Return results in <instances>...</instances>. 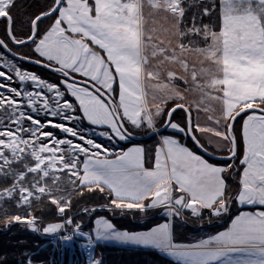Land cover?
I'll use <instances>...</instances> for the list:
<instances>
[{"label": "snow or ice", "instance_id": "1", "mask_svg": "<svg viewBox=\"0 0 264 264\" xmlns=\"http://www.w3.org/2000/svg\"><path fill=\"white\" fill-rule=\"evenodd\" d=\"M14 3L0 0L8 40L33 46L43 58L33 62L64 79L48 83L12 64L21 83L31 81L42 91L0 83V179L7 183L0 187V211L7 215L4 205L12 202L26 212L10 216L8 223L57 233L64 224L49 223L41 229L30 210L47 200L63 215L71 207L73 192L83 195L84 190H107L112 199L104 207L109 210L163 208L169 216H179L184 209L193 215L211 209L220 216L235 200L259 210L241 212L226 231L195 245L174 244L169 223L147 233H129L116 230L106 219L96 221L95 239L151 246L182 264H264V0H52L30 19L24 38L15 34L10 14ZM193 7L196 11L189 17ZM206 17L210 23L203 22ZM46 20L50 23L42 31ZM0 48L11 51L5 39H0ZM0 78L13 79L3 71ZM177 80L199 98L185 103ZM114 85L119 88L118 102L112 95ZM44 89L54 95L47 96ZM157 92L162 93L159 98ZM169 99L174 103L165 111L162 105ZM209 102H214L211 108L206 106ZM193 108L216 113L208 119L222 129L193 123ZM177 109L186 113L184 126L173 120ZM41 113L107 126L110 131L99 135L110 141L130 139L129 126L155 131L157 120L164 117L166 127L190 136L205 152L208 148L195 133L211 132L233 161L238 155L233 126L240 118L243 154L238 188L229 195L224 173L231 164L215 166L171 136L162 138L154 167L146 168L144 148L112 152L75 127L42 122L37 118ZM49 126L64 138L47 131ZM75 231L88 235L79 231V225ZM62 240L70 242L73 236ZM92 243L89 236L88 246Z\"/></svg>", "mask_w": 264, "mask_h": 264}, {"label": "trees", "instance_id": "2", "mask_svg": "<svg viewBox=\"0 0 264 264\" xmlns=\"http://www.w3.org/2000/svg\"><path fill=\"white\" fill-rule=\"evenodd\" d=\"M50 3L51 0H15L10 14L13 16L14 30L18 38H24L29 34L26 23H23V18H28L29 21L34 15L46 10ZM195 11L196 8L193 7L188 13L189 17L192 12ZM24 12H29L31 14L24 16ZM214 21L215 16L212 17L211 22ZM46 22L48 21L46 20L44 23ZM203 22L210 23V20L206 17ZM49 23L46 25H49ZM26 31L27 33H25ZM24 33L27 35H24ZM5 36L6 40H8L6 30ZM16 47L17 46H14V48ZM23 48H26L25 45ZM16 49H22V47H17ZM11 52L18 56L29 57L32 60L39 59L34 50L32 52L28 51L29 53L27 54L16 53L12 49ZM21 65L34 69L33 66L26 65L24 63ZM40 71L59 76L43 69H40ZM115 88L117 90L116 85ZM172 106L173 104H169L166 111ZM178 118L180 119L182 126H184L186 122V114L181 110L176 111L173 114V120L176 122ZM164 119L166 118L163 117V120ZM81 122L84 123V126L88 130L100 132L107 131L105 129L92 128L88 126L84 120H81ZM163 125L164 124L162 123L158 129H160ZM129 131L132 135L136 136H145L152 132L147 130L143 134H138L130 129ZM233 134L237 137L235 125L233 127ZM161 135H170L177 137L180 140L185 138L182 135L170 133L167 130L162 132ZM184 140L195 153L199 154L193 143L189 141L187 137ZM98 143L115 153L124 151L130 145L141 144L145 148V158L147 162H150L152 151L157 144L155 136H152L148 140L142 142L128 140L125 143H121L113 139L111 141L108 140ZM237 145L238 155L234 161L220 162L206 158V160L217 165L226 167L230 164L232 165V167L224 173V177L228 185L229 195H234L238 188L241 170L239 167L240 145L238 140ZM82 159L83 157H81V160ZM5 186H7V183L0 179V187ZM111 199L112 196H110L107 191L101 193L98 190L91 192L84 190L83 195H77L73 192L71 196V207L69 210H66L63 215L59 214L56 206L52 205L50 201L47 200L35 203L34 207L30 211L34 216L38 217V225L40 228H43L49 223L64 222L69 217L81 213L83 214L82 217H85L87 221V225L81 229V232L84 233H88V230L92 227V221L99 217L106 218V220L112 223L117 230L129 233L148 231L163 222L169 221L163 216L162 208L148 209L146 211H139L135 209L109 210L108 208H105L104 205L109 204ZM85 208L90 211L88 213H83ZM4 209L6 210L7 215H5L4 211H0V264H92L93 260L101 261L102 264H175L155 251L103 246L97 244L96 242L92 243L93 253L91 258L87 259L80 248L81 243L88 242L87 238L83 240L81 237L76 236L73 237V240L70 242L64 241L49 243L47 239L43 240L32 232H27L26 230L21 229V225H23V223H8V218L10 216H25L26 212L24 208H17L14 203L9 202L4 205ZM91 209H95V211H91ZM236 211L235 200L229 204V210L225 214L215 217H206V211H203L198 217L193 218L189 213L183 210L181 215L173 216L171 219L172 242L176 245H191L198 242L202 238L219 232L227 227L230 219ZM85 214H87V216ZM187 216L193 218L192 222L185 220ZM200 231H203V236L200 234Z\"/></svg>", "mask_w": 264, "mask_h": 264}, {"label": "crops", "instance_id": "3", "mask_svg": "<svg viewBox=\"0 0 264 264\" xmlns=\"http://www.w3.org/2000/svg\"><path fill=\"white\" fill-rule=\"evenodd\" d=\"M37 55H38V54H37ZM38 57H39V56H38ZM39 58H40V57H39ZM40 59H41V58H40ZM42 59H43V58H42ZM190 59H195V58H194V57H190ZM175 86H176L181 92H183V93L185 94V96H186V98H187L186 101H185V103H191L194 99H198V98H199L198 94L193 93V92H191L190 90H188L189 86H188L187 84H184L182 81H180V80L175 81ZM114 87H115V85H114ZM116 87H117L116 93L114 92L112 95H113L115 101L118 102V99H119V97H118L119 88H118V85H116ZM156 95H157V97L159 98V97L162 95V93L157 92ZM69 97L74 101V99H75L74 97H71L70 95H69ZM149 99H151V97H149ZM173 103H174V102H173L171 99H169V100H168V103H167L166 105H162V107H164V108H165V111H166L167 106H168L169 104H173ZM213 105H214V102H209V104L206 105V106H208L209 108H211ZM80 114L82 115V113H80ZM215 115H216V113L212 112L211 110L208 111V112H205V111H203V110H199V111H197L195 108H193V110H192V120H193V123H199L201 126H205V127H208V128L220 127V128L222 129V127H223L222 125L217 126V125L214 124L213 120H209V119H208L209 116H213V117H215ZM162 120H163V117L157 120V129H158V127L162 124V122H161ZM84 121H85V123H86L88 126H90V127H92V128H95V129H105V130H107V131H110V130L107 128V126H103V125H92V124H90L86 119H85ZM234 125H235V130H236V132H237V140H238L239 145H240V157H241L242 154H243V141H242V139H241V133H242V128H241V126H242V119L238 118ZM233 127H234V126H233ZM144 128H147V129H149V130H152V129L148 128L147 126H144V127H141V128H132L131 126H129V129H130V130H134V131H136V132H138V131H140V130H142V129H144ZM152 131H154V130H152ZM167 131L170 132V133H176V134H179V135H182V136H185V135H186V134L184 135V134H182V133H177L175 130H173V129L170 128V127H168ZM161 134H162V133H161ZM161 134H159V135H155V139H156L157 144H156L154 150L152 151V155H151L150 162H147V160H146V158H145V167H146V168H152V167H154L155 149L160 145V143H161L163 137L170 136V135H161ZM195 135H197V137L200 139L201 143H203V144L208 148V152H209L210 154H213V155H216V156H221V157L228 156V153H227V151L225 150L224 144H223V143H217L218 138L214 137V136L212 135L211 132H208V133H200V132H196ZM171 137L174 138V139L179 140L181 144H183L184 146H187L190 150H192V149H191V148L185 143V140H184L185 138L182 139V140H180V139H178L177 137H173V136H171ZM186 137H187V135H186ZM114 140H116V141H118V142H121V143H125V142L128 141V140H123V141H121V140H119L118 138H115ZM188 140H189V139H188ZM210 140L212 141V143H209ZM189 141H190V140H189ZM131 147H142V148H144V146L141 145V144H135V145H130V146L127 147L124 151H126L128 148H131ZM195 148H196V147H195ZM144 150H145V148H144ZM192 151H193V150H192ZM193 152H194V151H193ZM196 154H198V153H196ZM198 155H201V154L199 153ZM201 156H202V155H201ZM202 157H203L204 159H206V157H204V156H202ZM207 159H208V158H207ZM82 160H83V159H82ZM231 161H232V160H231ZM220 162H230V161H220ZM147 163H148V164H147ZM209 163H211V162L209 161ZM212 164L215 165V166H218V167H226V166L217 165V164H214V163H212ZM80 167H81V168L83 167L82 164H81ZM228 169H229V168H228ZM240 173H241V170H240ZM239 178H240V176H239ZM106 191H107V190H106ZM145 203H147V201H145ZM235 206H236L237 211H236V213L232 216V218L230 219V221H229V223H228V225H227V227H226L225 229H223V230H221V231H219V232H216V233H214V234H212V235H209L208 237L202 238V239H200L198 242L193 243V244H191V245L198 244L201 240H206V239H208L210 236H214V235H217V234L220 233V232L226 231L228 228L231 227V222H232V220L235 219V217H236L237 215H239L241 212H248V211H257V210H259V206H251V205H244V206H241V205H239L237 202H235ZM156 209H159V208H156ZM162 209H163V208H162ZM206 210H208V209H201V210H200V214H201L203 211H206ZM184 211H186L187 213H189V214L192 215L193 217H196V216H199V215H200V214H199V215H193L190 209H184ZM162 214H163V216H164L165 218H167L169 221H168V222H163V223H161V224H165V223H169V224H170V220L172 219V217H173V216H176V215L169 216L168 214H166V210H165V209H163V213H162ZM223 214H225V213H222L221 215H223ZM97 220H101V219L99 218V219H97ZM97 220H96V221H97ZM96 221L94 222V225H93V233H92L94 240H96V239H95V236H96V230H97V227H98L97 224H96ZM161 224H159V225H161ZM159 225H157V226H155V227L149 229L148 231H144V232H134V233H147V232H150L152 229L157 228ZM114 228H115V227H114ZM115 229H116V228H115ZM116 230H117V229H116ZM118 231H120V230H118ZM122 232H125V231H122ZM80 237H81L83 240L86 239V238H83L82 236H80ZM87 240H88V239H87ZM87 240H86V241H87ZM98 242H100V243H102V244H105V245H107V246H114V247H119V248H129V249H141V250H151V251H155V252L159 253L161 256L165 257L166 259H168V260L174 262L175 264H182L181 261H179V260H177L175 257L169 255L168 252H166V251H162V250H159V249H155V248H153V247H151V246L126 244V243H121V242H119V241H115V240H96V243H98ZM85 243H88V242H85ZM85 243H81V244H80L81 251H82V245L85 244ZM91 246H92V245H91ZM182 246H190V245H182ZM82 253H84V252L82 251ZM92 253H93V247H92V250H91L90 253H88V254H85V253H84V255L87 257V259H90L91 256H92Z\"/></svg>", "mask_w": 264, "mask_h": 264}, {"label": "rangeland", "instance_id": "4", "mask_svg": "<svg viewBox=\"0 0 264 264\" xmlns=\"http://www.w3.org/2000/svg\"><path fill=\"white\" fill-rule=\"evenodd\" d=\"M51 2H52V0H51ZM29 14H31V13L24 12V16L25 15H29ZM24 22L26 23V25L28 27V29H27V31H28L29 28H30V20L28 21V18H23V23ZM49 22L50 21L41 24L40 28H41L42 31H43V29H46L48 27V25H46V24H48ZM5 30H6V21L3 19V20L0 21V38L6 40ZM27 31L25 33H27ZM25 33H24V35H27ZM6 42L9 44V47H11V49L14 50L16 53H20V54L24 53V54H27V53H29L28 51L32 52L34 50V47L31 46L30 44L29 45H25L26 48H23V46H17V47H22V49H16L17 47L14 48L15 45H13L11 43V41L6 40ZM8 62H11V63L9 64ZM12 64L16 65V67L20 68V70L23 71V72H28V73H34V74H36L40 79H42V80H44V81H46L48 83L60 84V82L63 80L59 76L51 75V74H48V73H45V72L40 71V68L38 69V68L34 67V69H30L28 67H25V66L21 65L22 63H20V62H18L16 60L11 59L4 52H2V50L0 48V71L5 72L6 74H10L13 77V79H12L11 82H9L6 78H0V83H5V84H9L10 83L12 87H17L21 91L37 92V91H42V90L40 88L34 87L33 86V83L31 81H28V82H25V83H21L19 81L18 77L15 76V73H14V71L11 68V65ZM61 87H62V90H63V86H61ZM43 91L49 97H52L54 95L53 93H47V90L46 89H44ZM68 99L70 101H72V99L69 96H68ZM50 103H51V100H50ZM32 115L33 116H36L35 113H32ZM37 118H39L42 122H46L47 120H52L55 123H65L68 126L75 127L76 130L80 134L84 135L86 138L93 139L97 143L98 142H103V141H108L107 137H103V136L99 135L100 131H91V130H88L84 126V123L81 122V120L80 121L67 122V121L61 120L59 116H57V117H51L50 115L45 116L43 113H41ZM176 122L177 123H180V119L178 118V120ZM46 130L56 133V135L59 138H64V135L65 134L64 133H61L58 129H55V128L49 126ZM147 130H149V129L144 128V129H142V131L140 130L141 132L140 131L136 132L134 130H132V131H134L135 133H138V134H143ZM149 131H152V130H149ZM184 137L186 138V135ZM68 138L74 139L75 142H80L77 139L72 138L70 136ZM88 212L83 211V213H88ZM85 215L87 216V214H85ZM82 216H83V214L80 213V214H76V215H73V216L69 217V218L72 219V223L71 224L66 223L67 220L64 221V222H60V223H62V224L65 225L64 228L61 229L62 230L61 232H64V234L72 233V232H74L76 230V226L77 225H79V231L81 232V229L84 228V226L87 225L86 218L85 217H82ZM78 217H79V219H78ZM191 217H193V216L191 215ZM191 217L190 216H187L185 220L192 222L193 218H196L198 216L193 217V218H191ZM99 218L100 219H106V218H103V217H99ZM99 218H95L92 221V227L88 230V233H87L88 235L87 236H82L83 238H87L88 239V237L90 236L93 239V242H96V240H94V238H93L92 233H93V225H94V222L97 219H99ZM170 222H171V220H170ZM170 225H171V223H170ZM21 229L26 230L27 232H32L33 234H35L36 236H38L39 238H41L43 240H46L50 236H54V235H56L58 233L57 232V233H53V234H45L42 231H32V229L30 227L26 226L25 224L21 225ZM200 234L203 236V231H200ZM78 236L80 237L79 234H78ZM97 244L103 245V246H107V245L102 244L100 242H98ZM91 250H92V246H88V243H85V244L82 245V251L85 254L90 253Z\"/></svg>", "mask_w": 264, "mask_h": 264}, {"label": "water", "instance_id": "5", "mask_svg": "<svg viewBox=\"0 0 264 264\" xmlns=\"http://www.w3.org/2000/svg\"><path fill=\"white\" fill-rule=\"evenodd\" d=\"M3 18H0V21L2 20ZM13 44V43H12ZM15 46H24V45H17V44H14ZM2 51L7 55L9 56L11 59L13 60H16L18 62H21V63H24V64H27V65H30V66H33V67H36V68H40V69H43L47 72H50L52 74H56V75H59L61 76V74L57 71H55L54 69L52 68H48V67H44L42 64H37V63H34L32 59H23L22 56H18L14 53H12L11 51H8L6 49H3L1 48ZM62 77V76H61ZM63 78V77H62ZM64 79V78H63ZM181 109H177V111H180ZM183 111V110H181ZM184 112V111H183ZM185 113V112H184ZM186 114V113H185ZM187 118V117H186ZM238 119V118H237ZM168 129V127H166L165 125H163L160 129L158 130H155V131H152L150 132L149 134L145 135V136H136V135H132L130 139V141H134V142H142V141H145V140H148L150 137L152 136H155V135H159L161 134L162 132L166 131ZM187 138L193 143V145L196 147L197 151L204 157L208 158V159H211V160H214V161H231L230 159H228V156H225V157H221V156H216V155H213V154H210L209 152H205L203 151V149L197 147V145L191 140L190 136L187 135Z\"/></svg>", "mask_w": 264, "mask_h": 264}, {"label": "built area", "instance_id": "6", "mask_svg": "<svg viewBox=\"0 0 264 264\" xmlns=\"http://www.w3.org/2000/svg\"><path fill=\"white\" fill-rule=\"evenodd\" d=\"M205 216L206 217H215L216 215H213L212 214V210L211 209H208L206 210L205 212ZM62 230L58 231V233L54 236H50L47 240L49 243H55V242H64L62 240V237L65 236V235H72L73 237H76L78 236V233L76 231L72 232V233H68V234H64V232H61Z\"/></svg>", "mask_w": 264, "mask_h": 264}]
</instances>
